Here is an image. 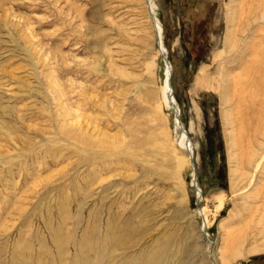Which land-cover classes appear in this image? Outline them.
Returning <instances> with one entry per match:
<instances>
[{"label":"rangeland","instance_id":"rangeland-1","mask_svg":"<svg viewBox=\"0 0 264 264\" xmlns=\"http://www.w3.org/2000/svg\"><path fill=\"white\" fill-rule=\"evenodd\" d=\"M153 3L194 168L162 102L167 66L144 0H0V264H215L224 253L228 264H264V250L234 257L258 245L243 239L264 225V165L245 163L231 189L224 117L233 112L249 139L261 121L250 87L226 101L235 50L218 56L234 7L244 34L248 5ZM249 68L232 79L249 84ZM105 137L115 144L100 147Z\"/></svg>","mask_w":264,"mask_h":264},{"label":"bare ground","instance_id":"bare-ground-1","mask_svg":"<svg viewBox=\"0 0 264 264\" xmlns=\"http://www.w3.org/2000/svg\"><path fill=\"white\" fill-rule=\"evenodd\" d=\"M236 1L239 2V0H233V2H234L233 4L236 5V3H235ZM144 3H145V7H146L148 17L153 22L155 36H156V39L158 41V44H159V39L161 41V46H160L161 48L158 45L159 48H158L157 52H158V54H161V55L164 52L166 54V56L168 57V50L166 49L165 45L163 44V28H162L158 18L156 17V12H155L156 6L153 3V0H150L149 5H147L145 0H144ZM242 3H244L245 7H246V4L248 5L247 6L248 7L247 8V20L244 23L246 25V27L245 28L243 27L241 29V31L244 34L241 37L238 35V34H240V33H238V31L240 30L239 29L240 27H238L235 24L237 22L236 21V18H237L236 9H237V7H234V10L232 9L233 14L231 16V25H230L231 27H229V29L226 33L225 45H224L223 51L218 55L219 57H222L224 54L235 50V52L232 56H228V57L224 58V59L228 60L227 63H230L231 67L228 66L226 68V72H225L224 76H222V78L224 77V79H223L224 83L221 85V87H222L223 92H224V97H225L226 101H228V102H232L233 100L236 101V99H238V98H236V96L238 94H243V92L247 91L246 89L250 87V90L252 91V95H253L252 98H254V100L252 101L254 106L251 107V108H253L252 112L256 115L257 114L259 115L258 119H259V122L261 121V123L256 128V132L254 134L255 137L253 139H251V138L249 139V138H247V136L243 137L240 129H237L236 118H235V115L233 114V112L228 111L229 113L227 112L226 116L224 117L225 126H226L225 137L227 140V154H228V158H229V162H230L229 180H230V185H231L232 190L238 188L237 186H239L241 184V182H243L247 178L246 177L247 173L244 170L245 163H247L249 168H253V171H252L253 173L256 172L257 170H260L262 165H264V151L261 152V149L264 146V120H263V118H264V50H263V52H261V50L259 49V45L263 44V42H264V34L259 35L257 38V35L255 34L256 31L254 29L253 30L251 29V25L253 23L257 22L258 20H260V21L264 20V0H242ZM240 5L242 6L241 3H240ZM248 9H249V11H248ZM151 12H152V14H151ZM235 14H236V16H235ZM233 15L235 16V18ZM240 17H242L241 14H240ZM240 17H238V18H240ZM237 20H239V19H237ZM240 22L239 23L237 22V23L240 24ZM261 27L262 26H260V30H264V29H261ZM257 30H258V28H257ZM250 31L252 32V34L254 33V36L256 35L257 39H253L252 41L248 40V38H250L249 37ZM245 32L247 34H245ZM263 48H264V46H263ZM250 55L254 56V58L252 57L251 60H249V58H248V56H250ZM260 55H262L260 58L261 60L259 59L260 61L257 62L256 57H260ZM169 62H170V60H169ZM251 65H252V68H257L259 71V74H260L258 76V73H256V76H258L256 81L252 80V77L254 76V74H253L254 70L252 68H249V70H248V72H249L248 77L251 79V82L249 84L246 83V82H248V80L246 79L247 77L241 75L240 73H239V75L236 76V78L232 79L231 76H233L232 73L234 72L235 69L243 67V66L251 67ZM244 74H246V73H244ZM165 76H167L168 79L165 80V84L162 86V100H163L162 102L164 103V105L166 107H169V105H172L173 102L176 104V106L179 110V114H178V121H179V115H180L181 110H180V107L177 105V101L174 97L173 88L171 85V76H172V65H171V63H170V65L167 66V72H166ZM171 91H172V93H171ZM171 95L173 97H171ZM256 106H258V109L256 108ZM159 107L161 108L160 104H159ZM174 108H175V106H174ZM163 109H164V107H163ZM69 123L70 122H68V124ZM180 124L181 123H179L177 125V127L180 128L181 131L183 132V134H182L183 137H182V141L180 143V146L182 148L186 149L190 153V158H189L188 162H189L190 166L192 168H194L195 164H194V162H192L193 157L191 156L194 153V149L192 148V144L189 141L188 136L186 135L187 131ZM68 127L74 128L75 125L70 124ZM78 134H77V136H79ZM73 137H74V135H73ZM73 139H76V138H73ZM187 139H188V141H187ZM82 142L85 143L86 145H90V143L86 139L82 140ZM91 142H92V140H91ZM188 142H190V143H188ZM93 144H95V143H93ZM99 144H100V147H106L107 145L113 146L115 144V142L110 141V138L105 137L103 140H101L99 142ZM190 151H192V152H190ZM119 153L122 154L123 152H121V150H119V149L118 150L114 149V151L110 152V154H113V155L117 154V156ZM7 162H9V161H7ZM178 163H179V166H183V160L181 158L178 159ZM193 176H196V175L194 173H192V182H193ZM251 183H252V179L250 180L249 184L242 190V192H247L249 189L248 187ZM194 184H195V181H194ZM194 184H193V186H195ZM196 187L199 188L198 183H197V178H196ZM240 191L238 190V192H240ZM224 205H225L224 200L220 199L219 203L217 205L216 212L222 210L224 208ZM198 209L196 211L197 214L204 217L206 220V223H208V215L206 213L207 212L206 207H202V208H198ZM262 223H264V222H262ZM205 229L207 230V226ZM229 238H230V236L228 233V238L226 240L227 243H228ZM249 238L250 239L253 238L256 242H258V245L251 246L250 249H248L246 252L238 250L237 252H235L234 257H236V256L245 257L246 255L257 254L258 252L264 250V225H262V227L260 226V228L255 232L254 235L251 233L247 234L244 237L243 241L247 240ZM225 251H227V249H225ZM218 253H220L219 249L216 250L214 255L216 256ZM229 259L230 258L228 257V255H226L224 253V254H221V258L219 256L218 258H216V260L214 262H215V264H228L227 261H230Z\"/></svg>","mask_w":264,"mask_h":264},{"label":"water","instance_id":"water-1","mask_svg":"<svg viewBox=\"0 0 264 264\" xmlns=\"http://www.w3.org/2000/svg\"><path fill=\"white\" fill-rule=\"evenodd\" d=\"M145 2L147 3V5H149V2H150V0H145ZM151 14H152V12H151ZM155 18V17H154ZM159 47L161 46V41H160V39H159ZM161 48V47H160ZM162 56H163V60H164V63H165V66H168V65H170V62H169V59H168V57L166 56V54L163 52L162 53ZM165 74H166V71H165ZM168 78H167V76L165 77V80H167ZM171 93H172V91H171ZM171 97H173L172 95H171ZM173 102V101H172ZM173 105L175 106V117H176V125H178L179 124V121H178V114H179V110H178V108H177V106H176V104L173 102ZM192 157H193V155H191ZM193 159V158H192ZM193 162V161H192ZM196 176H193V182H192V185L194 184V181H195V188H196ZM197 192H198V190H197ZM198 197H199V195H198Z\"/></svg>","mask_w":264,"mask_h":264}]
</instances>
